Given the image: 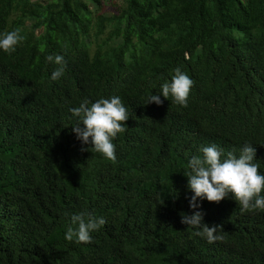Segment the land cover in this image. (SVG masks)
<instances>
[{"label": "trees", "instance_id": "trees-1", "mask_svg": "<svg viewBox=\"0 0 264 264\" xmlns=\"http://www.w3.org/2000/svg\"><path fill=\"white\" fill-rule=\"evenodd\" d=\"M89 2L0 0V38L24 37L0 49V264H264V210L231 193L192 209L184 175L202 148L223 160L246 144L264 175V0H124L107 18L119 40L93 50ZM49 55L64 57L55 81ZM178 67L187 106L146 104ZM113 96L129 116L115 161L82 151L69 111ZM193 211L223 238L194 235L180 215ZM81 213L106 221L90 243L65 239Z\"/></svg>", "mask_w": 264, "mask_h": 264}, {"label": "clouds", "instance_id": "clouds-1", "mask_svg": "<svg viewBox=\"0 0 264 264\" xmlns=\"http://www.w3.org/2000/svg\"><path fill=\"white\" fill-rule=\"evenodd\" d=\"M23 39L18 29L8 32L0 38V49L11 55L16 45ZM47 60L61 65L51 74V79L55 81L64 73V57L49 55ZM174 71L175 75L171 78V82H165L161 86V93L150 95L146 104L161 105L163 100L160 96L168 99L171 95L175 103L187 106L194 81L179 67ZM88 105L89 101L85 99L79 107L69 109L74 117L79 118L77 125L72 128L77 139L82 144L92 145L91 149L82 148V151L98 152L106 159L115 161V145L112 140L118 133L125 130L123 124L129 119L127 110L118 96L100 99L92 103L90 107ZM201 151L203 158L191 157L188 164L190 171L184 174L188 178L189 189L194 193L189 202L190 208L200 207L197 203L198 199L218 203L231 193L236 202H239L242 213L264 210V196L260 195L264 189V175L258 172V165L253 163L256 155L253 145L246 144L238 158L229 152L227 158L223 160L221 159L222 150L216 145L204 147ZM180 215L181 223L196 229L194 235L206 238L209 244L223 238L218 234V230L223 229L222 225L209 226L204 223L202 211H193L192 215L186 213ZM72 223L78 224V229L74 231L69 227L65 239L72 241L75 236L76 243H90L92 240L90 233L99 230L106 221L103 218L97 219L90 214L81 213L72 216Z\"/></svg>", "mask_w": 264, "mask_h": 264}, {"label": "rangeland", "instance_id": "rangeland-1", "mask_svg": "<svg viewBox=\"0 0 264 264\" xmlns=\"http://www.w3.org/2000/svg\"><path fill=\"white\" fill-rule=\"evenodd\" d=\"M45 2L46 0H40ZM124 4V0H99L97 4L93 2H89V7L91 9V24L88 27L89 32V47L91 50L97 47L98 44L112 45L119 40V38H115L111 36V32L113 29V21L109 22L107 18H110L113 15H117L122 6ZM103 18L104 28L102 33L98 34L96 32L97 29V21L100 18Z\"/></svg>", "mask_w": 264, "mask_h": 264}]
</instances>
